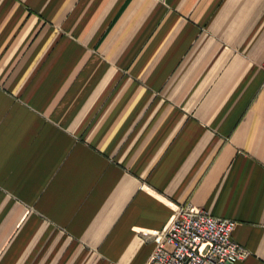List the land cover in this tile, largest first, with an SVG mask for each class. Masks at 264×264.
I'll return each instance as SVG.
<instances>
[{
	"label": "crops",
	"instance_id": "1",
	"mask_svg": "<svg viewBox=\"0 0 264 264\" xmlns=\"http://www.w3.org/2000/svg\"><path fill=\"white\" fill-rule=\"evenodd\" d=\"M187 204L264 264V0H0V264H146Z\"/></svg>",
	"mask_w": 264,
	"mask_h": 264
},
{
	"label": "built area",
	"instance_id": "2",
	"mask_svg": "<svg viewBox=\"0 0 264 264\" xmlns=\"http://www.w3.org/2000/svg\"><path fill=\"white\" fill-rule=\"evenodd\" d=\"M236 221L187 204L157 234L146 264H230L249 251L233 239Z\"/></svg>",
	"mask_w": 264,
	"mask_h": 264
}]
</instances>
